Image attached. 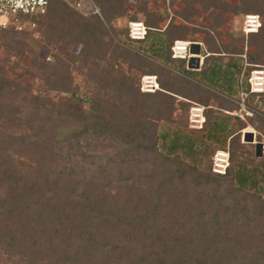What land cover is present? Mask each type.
<instances>
[{
  "label": "trees",
  "instance_id": "16d2710c",
  "mask_svg": "<svg viewBox=\"0 0 264 264\" xmlns=\"http://www.w3.org/2000/svg\"><path fill=\"white\" fill-rule=\"evenodd\" d=\"M125 1L91 0L99 19L48 0L46 13L34 19L45 44L41 58L38 43L26 41L24 32H8L5 47L26 60L17 77L37 83L12 80L0 65V251L25 264H264V193L254 192H264V162L239 137L246 125L264 130V117L252 114L246 124L220 114L238 110V91L248 90L252 68L245 67L239 81L241 49L217 46L204 32L207 55L198 71L184 70L183 60L170 57V47L189 30L170 21L159 31L161 17L143 7L146 35L130 41L126 29L112 25L124 16ZM234 1L179 0L175 16L187 21L208 11L213 29L225 14L264 15V0ZM258 27L247 36L259 62L264 22ZM123 41L142 47L133 51ZM70 45L77 53L60 56ZM50 48L58 52L53 62L44 60ZM72 56L95 90L79 112L44 98L50 92L76 98ZM150 75L158 89L140 92V77ZM209 98L214 109L206 108ZM191 102L206 108L203 138L212 144L179 130L186 127ZM24 108L27 132L15 134ZM160 122L174 126L171 140L157 133ZM226 141L229 166L214 175L210 157ZM12 155L30 165L19 166ZM243 162L253 168L235 169Z\"/></svg>",
  "mask_w": 264,
  "mask_h": 264
},
{
  "label": "rangeland",
  "instance_id": "374dc122",
  "mask_svg": "<svg viewBox=\"0 0 264 264\" xmlns=\"http://www.w3.org/2000/svg\"><path fill=\"white\" fill-rule=\"evenodd\" d=\"M227 1L228 3H234V0H223ZM125 9L126 12L122 19H119L117 21H113L112 25L117 28L118 30H124L127 27V23L129 22L130 17H134V20L130 21H136L142 23L144 26V15L139 11L141 8H145L146 11L153 12L154 14H157L161 17L160 21L157 23V27L159 28V31H162V29L165 28V26L170 22L173 21L175 24L179 23L182 26H184L186 29H188V34L186 36L185 40H178L182 42H189V43H195L196 46H191V52L189 55L192 58V63H195V66L189 68L187 67L188 62L186 60L184 61V70L189 71H198L199 67L202 64L203 56L207 55L206 53V46L204 43V32H207L210 37H212L214 43L217 46L230 44L232 43L234 46L241 49L240 54H238V59L242 61V63L245 61L248 63L250 68H259L261 67L264 70V59L260 60L258 62L257 55L253 54L252 49L248 46V36L244 35L241 31V17L240 15H229L225 14L223 16L222 22L218 27H214L211 29V25L213 24L212 18L208 16V11L200 12L197 16H191L189 17V20H183L179 18L178 16H175V13L179 11L182 8V4L178 1L166 4L163 0H126L125 2ZM98 7V6H97ZM196 9L201 10L202 7L200 4H197L195 6ZM99 9V8H98ZM100 12V11H99ZM254 15V14H251ZM101 16V14H100ZM257 16V15H256ZM259 18V24L261 22H264V15H258ZM100 19V18H99ZM102 19V17H101ZM145 27V26H144ZM210 27V28H209ZM9 31H4V33L0 32V65L3 64L5 67L6 76L10 79H20L24 81L25 83L35 85L37 83L36 80H32L27 78V76H23L22 78H18L17 76L21 73H23V67L22 64L26 61L25 57L21 54H18L17 52L8 51L4 44H7L10 40V34ZM26 35L24 38H27L26 41H32V43H38L37 48V55L39 58L44 56V49L45 44L43 43V36L41 33V29L35 28L33 31L30 32H24ZM216 33L218 35H216ZM119 40H122V36L117 37ZM124 42V41H123ZM125 44H128L124 42ZM173 44V43H172ZM130 50L138 51V47L142 45L134 44L129 42ZM196 47L197 51H193V48ZM140 48V47H139ZM143 51L142 54L149 58V60H153L157 63L160 62V60L157 59V57H154V55L151 56V54H147L143 48H141ZM78 51V48L75 45H70L67 49L62 50L60 49V56L63 58L68 54H76ZM58 52L54 50V48H50L48 53L45 54L44 60L47 62H53L55 57L57 56ZM171 55V51H170ZM222 55V54H221ZM244 57V58H243ZM73 59L70 62V78H71V85L74 87H77L76 90V98L71 97L68 94L63 93H56V92H50L44 95L45 101L52 102L56 107H60L65 111L68 112H79L86 109L87 105L83 101L84 99L91 98L95 92L93 86H91L84 77V70L81 68L79 59H76L74 56H72ZM15 61H19L20 65L19 67H13V63ZM201 63V64H200ZM197 65V67H196ZM173 71L177 73L175 68ZM143 77V76H142ZM141 79V77H140ZM140 79L138 82L139 85V91H141V85H140ZM151 94V93H148ZM235 99V98H233ZM232 105L234 104L236 106L235 100H232ZM208 106L206 108L214 109L216 106V103L213 101L212 98H209L206 102ZM191 104H196L198 106H201L198 103H189V107ZM247 105L252 109V114H257L264 117V95H260V97H249L247 100ZM202 107V106H201ZM204 108V107H203ZM204 108V111L206 110ZM25 108L21 110V113L18 114L19 120H18V126L15 129L16 133H26L28 128V121L25 115ZM236 112V113H234ZM41 111H39V114ZM204 113V112H203ZM220 114L223 115H229V116H235L239 118L242 122L248 124V120L246 117H244L243 113L240 111H236V109H233L232 112H220ZM237 114V115H236ZM239 115L242 116V118L239 117ZM248 118H253L248 117ZM260 124L258 122H255V127L260 129ZM174 130V126L169 125L167 123L160 122L157 125V133L159 134H165L168 138L167 141L171 140V133ZM183 132V134H187L190 138L198 139L206 144L208 142L205 138H203L207 133H205V129L202 127L200 130H193L190 129L186 122L185 128H179ZM244 131V132H243ZM245 139H244V137ZM57 138L60 137L59 134L56 136ZM239 137H240V143L244 144L246 146L247 150H251L252 146L255 147V144H260L264 141V130H254L250 126L246 125L245 128L239 131ZM249 137H251V141L249 140ZM205 139V140H204ZM210 143V142H208ZM212 144V143H210ZM160 146V143H159ZM228 143L227 141L223 144V147H227ZM195 149V148H194ZM252 150L255 151V148ZM109 151H112V149H109ZM12 158L14 159L15 163L19 166L23 165H30V162L28 159H26L24 156L20 155H12ZM186 162H190L189 160L183 158ZM259 159L264 162L263 155L259 153ZM235 169L239 171L245 170H251L253 168V165L243 162L239 164H234ZM248 176V175H247ZM259 189L261 186H255ZM249 191L248 189H245ZM254 192L263 194V191H257L254 190ZM3 194V188L0 187V196ZM264 195V194H263ZM0 264H25L22 259H18L13 257L12 259H8L5 254L0 251Z\"/></svg>",
  "mask_w": 264,
  "mask_h": 264
},
{
  "label": "built area",
  "instance_id": "2783aa9c",
  "mask_svg": "<svg viewBox=\"0 0 264 264\" xmlns=\"http://www.w3.org/2000/svg\"><path fill=\"white\" fill-rule=\"evenodd\" d=\"M70 5L75 11L81 15H97L100 19V12L98 7L91 2V0H62ZM166 4L176 2L178 0H163ZM48 0H0V31L10 32H30L36 28L34 19L40 17L47 11ZM259 18L256 15H244L241 21V31L246 36L254 34L258 31ZM127 37L130 41H142L146 35V28L140 22L129 21L126 27ZM191 46H196L194 43L174 41L170 47L173 59L186 60L189 68L195 66L196 62L192 63ZM244 58V57H243ZM201 64V63H200ZM197 67V65H196ZM245 67H249L245 61L242 64L239 73V81ZM246 82L248 90L238 91L237 109L242 112L244 117H251V111L246 107L245 101L249 95L259 97L264 94V70L259 68H252L247 75ZM141 91L143 93H151L158 89L155 81V76H143L140 79ZM187 125L190 129H202L204 122V108L196 104H191L188 108ZM236 113V112H234ZM237 115V114H236ZM242 118L241 115H239ZM260 153L264 160V141L260 144ZM210 172L214 175L222 176L225 174L228 164V151L225 149L216 150L210 157Z\"/></svg>",
  "mask_w": 264,
  "mask_h": 264
},
{
  "label": "water",
  "instance_id": "95a60500",
  "mask_svg": "<svg viewBox=\"0 0 264 264\" xmlns=\"http://www.w3.org/2000/svg\"><path fill=\"white\" fill-rule=\"evenodd\" d=\"M187 67H189L188 64H187ZM244 139H245V137H244ZM248 141H251V137H249ZM254 148H255V153H257L259 155V153H260V145L259 144H255Z\"/></svg>",
  "mask_w": 264,
  "mask_h": 264
},
{
  "label": "clouds",
  "instance_id": "9594fccd",
  "mask_svg": "<svg viewBox=\"0 0 264 264\" xmlns=\"http://www.w3.org/2000/svg\"><path fill=\"white\" fill-rule=\"evenodd\" d=\"M3 22L2 21H0V24H2Z\"/></svg>",
  "mask_w": 264,
  "mask_h": 264
},
{
  "label": "crops",
  "instance_id": "0c3cea01",
  "mask_svg": "<svg viewBox=\"0 0 264 264\" xmlns=\"http://www.w3.org/2000/svg\"><path fill=\"white\" fill-rule=\"evenodd\" d=\"M244 132V131H243Z\"/></svg>",
  "mask_w": 264,
  "mask_h": 264
}]
</instances>
